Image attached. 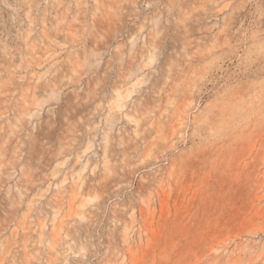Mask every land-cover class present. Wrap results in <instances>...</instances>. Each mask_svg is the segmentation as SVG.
I'll use <instances>...</instances> for the list:
<instances>
[{"label": "rangeland", "instance_id": "obj_1", "mask_svg": "<svg viewBox=\"0 0 264 264\" xmlns=\"http://www.w3.org/2000/svg\"><path fill=\"white\" fill-rule=\"evenodd\" d=\"M0 264H264V0H0Z\"/></svg>", "mask_w": 264, "mask_h": 264}]
</instances>
